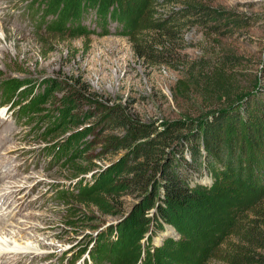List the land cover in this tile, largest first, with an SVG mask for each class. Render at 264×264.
Wrapping results in <instances>:
<instances>
[{
	"label": "rangeland",
	"instance_id": "1",
	"mask_svg": "<svg viewBox=\"0 0 264 264\" xmlns=\"http://www.w3.org/2000/svg\"><path fill=\"white\" fill-rule=\"evenodd\" d=\"M116 1L129 16L124 32L117 20L99 17L96 7L69 30L48 26L52 14L43 10L42 18V0H0V87L11 79L25 82L14 108L0 95V233L29 248H1L0 264H92L84 260L86 252L101 250L113 253L114 264H143L144 251L160 245L154 264H224L264 193V147L255 148L231 117L264 93V0H177L175 9L196 5L205 12L186 19L169 64L137 56L133 45L170 5ZM198 60L229 68L233 85L224 96L204 95L195 80ZM78 87L89 98L74 102ZM15 109L28 113L15 119ZM116 111L146 126L136 140L147 141L144 147L126 146L124 139L134 136L115 121ZM212 119L223 125L219 148L201 147V170L191 179L198 187L211 185L204 169L209 158L223 175L212 189L195 191L199 204L180 212L192 235L187 243L163 245L169 236L180 237L173 225L177 233L165 229L166 222L150 231L148 222L138 224L161 206L160 173L150 177L151 190L120 182L131 177L142 149L152 148L149 139L165 135L166 123ZM169 154L163 153L161 165ZM184 158L191 160L189 151ZM78 188L79 194L93 190L79 198ZM204 245L199 258L191 248Z\"/></svg>",
	"mask_w": 264,
	"mask_h": 264
},
{
	"label": "trees",
	"instance_id": "2",
	"mask_svg": "<svg viewBox=\"0 0 264 264\" xmlns=\"http://www.w3.org/2000/svg\"><path fill=\"white\" fill-rule=\"evenodd\" d=\"M154 4H166L170 5L169 9L163 16H160L157 20L153 22V26L149 27L148 33L140 36L141 39L137 40L133 45V50L137 56L141 58H150L157 63H168L169 59H173V51L175 50L174 39L178 32H181L185 26L186 19L198 13L205 12V8L196 5L181 6L175 9L173 6L178 1L177 0H150ZM44 7L42 9V18L45 14H52V19L48 22V26L59 25L63 29H75L73 26L79 17L87 10L88 7H93L97 10L99 17L106 20L108 17L120 22L123 32L128 30L129 16L122 14L119 10V2L115 0V3L102 2L101 0H42ZM83 26V25H82ZM175 59H180L179 53L175 54ZM169 64V63H168ZM196 83L200 86L204 95L207 96H221L225 95L228 88H231L233 76L229 72V68L223 62H218L209 68L205 61L198 60L195 62ZM194 67V68H195ZM192 68V67H191ZM212 69V70H211ZM24 81L17 79H11L9 81H3L1 84V102L3 104H11L14 108L13 97H17L19 93V88L24 85ZM12 93L14 95L12 96ZM73 95L75 99L74 102H79L81 100L89 98V93L83 88H73ZM28 109H23L19 111L18 109L12 112L15 119H21V117H26ZM114 119L116 122L121 123L122 127L128 133L133 134L134 137L127 136L124 141L127 147H131L137 143V146H145L147 141L137 142L138 138H141L140 131L146 127L145 125L138 122L136 118L129 115L113 112ZM234 124L236 125L240 122L245 130V136L253 144L255 148L264 147V93L260 97L255 99L253 102L247 103L242 109L238 110L236 113L231 115ZM165 135L158 139H149V144L152 148H143L142 151L136 156L135 160L131 165L130 174L131 177L124 179L120 182L123 186H134L135 189H142L149 187L150 177L154 174L160 173V183L163 191L160 196V205L152 216H142L138 224H146L148 226L146 231L153 230V227L160 228L162 223L171 224L179 232L180 237L167 238L166 242L174 244L178 242L180 246H184L188 239L192 237L191 233L188 231V227L180 221V212L188 208L189 203L199 204L201 201L198 198V192L201 188L205 190H210L219 180L222 172H218L215 166H212V158H209L204 169L207 173L211 175L213 182L211 185L205 184V187H198L199 185L192 182L193 171L199 172L202 166L201 157V147H206L211 151H216L219 148L221 139V131L223 130V125L212 120H202V121H173L166 123ZM134 127H137V132ZM194 127V129H193ZM185 129L190 131L185 134H174L173 132L181 133ZM236 133V132H235ZM239 133V132H237ZM237 133L235 134V140L238 139ZM136 135V136H135ZM170 135V137H167ZM226 135V134H225ZM146 136V135H145ZM234 136V135H233ZM176 140V143L173 144ZM223 140V139H222ZM233 140V141H235ZM156 142H162L159 147H156ZM173 144V145H172ZM171 150H167L168 148ZM185 150L189 151L191 155V160L188 161L184 158ZM169 154L168 159L161 165V160L163 159V153ZM173 154V157H172ZM171 155V156H170ZM203 163V164H205ZM228 169L227 162L217 161L216 165L218 168ZM210 165V167H208ZM224 167H223V166ZM208 167V168H207ZM264 170V165L260 168L261 171ZM205 171V170H204ZM152 186H150L151 190ZM207 188V189H206ZM77 191L78 197H81L82 193L90 192L93 189L83 188L82 193L79 194V188L75 189ZM141 190V191H142ZM264 190V189H263ZM68 194L71 193L70 190H66ZM62 192V193H61ZM59 197L65 194V191H61ZM264 192V191H263ZM258 201L255 204L254 213L251 217L249 223L239 230L238 235H236V245L229 251V255L224 260V264H264V193L257 197ZM166 203L172 208H166ZM150 206L147 209H151ZM221 207V206H220ZM222 209V207H221ZM218 209L219 214L226 215L225 210ZM228 215V214H227ZM232 220V217L230 218ZM194 235H199L194 233ZM218 235V234H217ZM216 239V236L211 237ZM138 239L131 240V243L137 242ZM212 243V242H211ZM160 246H152L143 255L140 256L146 259L143 264H154L156 260L157 252ZM206 246L204 245L202 249L196 250L197 257H201L202 253L204 255ZM105 256H104V255ZM162 255V253L160 252ZM206 254V253H205ZM90 260L92 264H99L104 262L105 264H114L115 258L111 251L107 254L104 250L98 252H89ZM151 255V257H149ZM189 257H192L188 255ZM120 258V257H119ZM120 261V259H119ZM138 260L135 264H140ZM88 263V262H87ZM192 264V263H189Z\"/></svg>",
	"mask_w": 264,
	"mask_h": 264
},
{
	"label": "bare ground",
	"instance_id": "3",
	"mask_svg": "<svg viewBox=\"0 0 264 264\" xmlns=\"http://www.w3.org/2000/svg\"><path fill=\"white\" fill-rule=\"evenodd\" d=\"M4 229V227H0V230H3ZM17 240H15L14 241V243L15 244H13V243H8V240H6V238H4V235H2L1 233H0V249L2 248H6V249H8V248H12V249H16V250H19V247L20 248H22V249H29V248H26L25 246H23V245H21L20 243H18V242H16ZM17 247H18V249H17ZM1 251V250H0ZM2 253V252H1ZM87 253V255H85V258H84V260H90L91 258H90V255H89V252H86Z\"/></svg>",
	"mask_w": 264,
	"mask_h": 264
},
{
	"label": "water",
	"instance_id": "4",
	"mask_svg": "<svg viewBox=\"0 0 264 264\" xmlns=\"http://www.w3.org/2000/svg\"><path fill=\"white\" fill-rule=\"evenodd\" d=\"M205 177L209 178L207 171H205ZM201 183H203V182L201 181ZM164 227H165V229H172L173 231H175V229L172 228V226L169 225V224H165ZM175 232L177 233V231H175ZM169 237H173L174 238V236H169Z\"/></svg>",
	"mask_w": 264,
	"mask_h": 264
}]
</instances>
